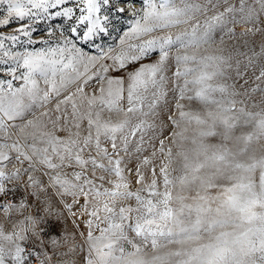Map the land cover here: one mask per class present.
<instances>
[{
	"label": "snow or ice",
	"instance_id": "1",
	"mask_svg": "<svg viewBox=\"0 0 264 264\" xmlns=\"http://www.w3.org/2000/svg\"><path fill=\"white\" fill-rule=\"evenodd\" d=\"M66 2L0 0V5H6L7 13L0 19V28L12 24L14 20H34L40 10L47 12L50 7ZM77 2L83 5L79 22L88 25L83 39L89 41L98 32L107 34L99 12L101 3L107 5L109 0ZM180 2L182 6H177L176 0H143L139 18L135 20L130 33H125V37L146 39L141 44L129 45L128 50L121 48L116 55H111L115 50L110 47L106 53L98 48L100 56H89L67 38L63 46L57 43L53 47L48 41H42L48 46L37 51L12 54L4 50L3 40L15 42L19 37L12 35L0 38V51L12 61L7 70L10 79L0 80V133H4L3 139L7 140L10 130L18 129L26 142L29 138L32 141L25 145H21L19 140L11 144L0 143V197L5 201L2 207L5 215H10L13 210L22 213L26 207L24 201L19 205L7 201L12 190L6 186V182L19 178V170L12 175L4 170V162L11 159L9 153L13 151L18 154L17 160L21 164L28 161L33 167L39 163L56 171L78 166L81 171L74 172L72 180L59 173L51 177L53 184L63 190L62 195L73 197V203H78L75 199L77 195L87 198L89 194H93L98 201L101 197H108L113 202L133 198L136 202L135 207L128 204L117 208L115 203L109 204L107 201L103 202L102 207L99 203L93 206L89 215L102 223L106 222L107 226L100 227L97 224L99 235L96 236L92 231L93 220L85 222L86 249L84 245L79 246L81 252L86 251L84 264H264V155L257 158L251 147L254 140L264 139V109L254 114L243 106L237 107L238 104L243 105L244 101L236 99L242 95L236 85L218 82V78L225 77L224 66L228 63L225 57L196 54L203 45L213 42L217 29L223 31L227 28L226 13H233L236 9L229 6L201 26L198 16L206 14L210 10L209 5L215 8L218 3H213V0H207L204 5L193 0ZM244 10L241 4L240 11ZM118 11L124 12L125 8L120 7ZM72 14V8L57 13L65 17H71ZM133 15L137 13L133 12ZM103 19L108 20V16ZM30 27L21 26L17 32L28 36L29 43H34ZM174 28L183 29L175 38L170 34L153 35L158 30L167 32ZM71 31L75 33L77 30L73 28ZM232 31L228 28L225 34ZM125 42V39L120 40L121 45ZM173 47L178 53L175 57V75L184 78L178 101H195L204 108L203 111L191 108L185 110L184 105L177 102L175 107L179 119L171 113L165 116L157 111L167 96L163 90L164 77L159 74L163 72ZM157 49L158 61L129 73L127 84L122 77L92 73L99 60L111 59L118 68L123 69L127 63L147 58L149 53H155ZM0 63L7 61L0 59ZM181 65L184 66L183 72L179 70ZM101 70L106 74L109 69L102 65ZM262 77L264 69L257 79ZM94 78H98L101 86L98 90L93 88L91 93H86L81 84L88 86ZM14 81L20 83L14 84ZM41 83L44 87H41ZM72 85L76 86V91L56 103L55 111L59 115L52 117L44 111L41 116H36L35 109L44 108L54 96L59 97ZM259 91L264 92V89ZM77 93L80 94L81 104L73 99ZM69 104L71 120L65 119L67 107L61 111V105ZM145 106L148 111H144ZM105 113L109 114V118L105 119ZM113 113L123 114L124 119L113 123ZM149 115L160 118L161 129L167 126L166 121L170 122L173 126L170 139L178 151L174 153L173 148L166 147L164 139H161L159 151L167 161L160 165L159 170L163 191L158 184L156 169L152 168L151 183L133 192L129 190V183L125 182L124 169L121 167L123 159H114L120 157L118 134L128 130L127 135L119 137L123 140V151L127 154L129 136L134 138L140 133V145L136 151H142L143 134L154 125L147 120L133 124L132 118ZM41 117H47V121ZM62 119H65L63 124L60 122ZM16 121L21 123L17 124ZM84 121L87 122V134L82 136ZM49 123L52 130H48ZM248 124L253 125L254 131L236 134L238 127ZM102 137L108 146H102ZM93 146L96 156L107 158L110 167L99 163L95 156L85 158V150ZM109 146L113 150L111 154ZM25 147L29 151H25ZM142 163L150 164L151 160L145 158ZM89 164L93 170L99 168L119 178L120 182L115 183L114 190L105 189L101 192L95 181L87 178ZM174 164L176 167H173ZM172 172L178 174L172 175ZM136 176L137 182L143 183L144 176L139 171ZM28 179L33 185L39 183L32 176ZM99 179L105 178L101 176ZM142 192L146 195H142ZM66 207L73 216L76 215L71 205ZM80 207L88 212L87 203ZM101 211L105 213L103 217L100 216ZM132 213H136L134 223ZM26 219L33 225L37 223L32 217ZM129 231L141 238V243L130 238ZM26 232L28 228L22 227L19 232L6 234L0 225V264H27L31 253L26 252L25 247L18 242L29 238ZM32 234L39 239L35 228ZM56 243L52 241L53 246ZM141 244H150V256L144 252ZM125 245H129L131 250ZM170 245L175 248H169ZM161 249L168 250L162 252ZM76 251L77 246L74 245L63 255L75 254ZM52 259V256L45 254L40 264H51ZM60 264L77 262L66 260Z\"/></svg>",
	"mask_w": 264,
	"mask_h": 264
},
{
	"label": "rangeland",
	"instance_id": "2",
	"mask_svg": "<svg viewBox=\"0 0 264 264\" xmlns=\"http://www.w3.org/2000/svg\"><path fill=\"white\" fill-rule=\"evenodd\" d=\"M194 3H200L202 5L207 3V0H193ZM143 0H109L107 5L101 3V8L99 16L103 25L107 28V34L98 32L93 39L85 41L83 35L87 32L88 25L86 23L82 24L79 22V16L81 15V5L77 0H67L64 4H57L55 7H50L47 12L40 10L37 17L34 20L26 21H13L12 24L0 28V38L10 37L12 35H17L19 38L13 42L10 39L3 40L4 50L15 54L16 52L24 51H37L48 45L41 43L42 41H48L53 47L57 43L63 46V41L65 38L73 40L78 48H81L89 56H100L101 51L107 52L108 48H113L115 51L111 55H116L119 53L121 48L125 50L129 49V45H138L144 42V39L139 40L135 38H126L125 33H130L135 20L139 18L140 8L142 6ZM213 3H218V6L211 8L204 14L199 15L198 19L201 26L204 25L206 20H209L212 16L224 12L229 6L236 9L233 13H226V19L228 20L227 28L223 31L217 29L214 33V40L212 43L203 45L197 50V55H213V56H223L227 59L228 63L224 66L225 77L218 78V82L225 83L227 85H236V89L242 93V95L236 97L237 100H243V105H237V107H245V110L251 113H260L264 109V92L259 91V89H264V77L257 79L260 76V72L264 69V7L262 3L264 0H213ZM177 6H182L180 0H176ZM241 4L244 5V12L240 11ZM124 7V12H119L118 9ZM65 8H72L73 14L71 17L58 16V12H62ZM133 12L137 15H133ZM87 15V12L84 13ZM7 15L6 5H0V19ZM104 16H108V20H104ZM30 25L31 40L34 43H29V37L17 32V29L21 26ZM186 27V26H185ZM75 28L77 31L73 33L71 30ZM231 28L233 31L229 34H225L227 29ZM183 29H171L170 31H157L153 35H172L175 38ZM51 33V35H49ZM150 38V37H149ZM223 38V42H221ZM125 39V44L121 45L120 40ZM101 49L98 51L97 49ZM159 49L155 53H149L147 58L141 59L138 62H129L126 64L125 68L120 69L118 65L114 64L111 59L99 60L96 63L95 68L92 69L93 74H103L110 77H122L125 79L127 84L128 74L137 70L143 65L154 64L158 61ZM178 55L175 47H173L169 60L164 65L163 72L159 76L164 77L163 90L167 93L164 100L161 101L159 109L165 116L171 113L174 118L179 119V112L175 105L177 102L184 105L185 110L189 108L194 110L203 111L202 105L195 101L182 100L178 101L179 88L184 84L183 77H177L175 75L177 71V64L175 57ZM0 59L6 60L7 63H0V80L7 81L10 77L7 75L8 66L12 64L9 57L3 56V52L0 51ZM108 66V73H102L101 66ZM181 72L184 71V66L179 67ZM23 71V69H21ZM239 73V75H238ZM19 75V72L17 73ZM158 76V78H159ZM247 81V83H245ZM19 81H14V84H19ZM241 85L243 87L241 88ZM85 88L86 93H91L92 89H99L101 84L98 78H94L89 81L88 86ZM41 87H44L41 83ZM76 91V86L72 85L66 92H62L59 97H53L51 102L47 104L44 108L35 109L36 116H41V113L47 111L50 116L55 117L59 115L55 111L56 103L62 100L65 96L72 94ZM97 91V95H98ZM219 95V94H217ZM77 104H81L80 94L77 93L74 97ZM151 99V96H149ZM67 107V117L65 119L71 120V104L65 106L61 105V111ZM144 111H148L147 106H145ZM105 119L109 118V114H104ZM28 118H32L29 116ZM41 119L47 121V117H41ZM65 119L60 122L65 123ZM123 114H111V120L113 123L123 120ZM139 120H147L149 124H153L154 127L144 132V140L142 144V151L137 152L136 149L140 145V133L133 138L129 136L128 141V151L127 154L123 151V140L122 135H127L128 130L125 129L123 134H118L117 145L120 151V157L123 163L121 167L124 169L125 182L129 183L130 191H137L142 187H146L151 183L152 180V168L156 169L158 184L162 188V178L159 176L160 165L166 163V159L163 154L159 151V142L164 139L166 147H172L175 153L178 149L172 144L170 139L173 126L170 122L166 121V127L161 129L159 127L160 118L156 115H149L147 117H133L132 123L136 124ZM17 124L21 123L16 121ZM70 126V125H69ZM194 127V126H193ZM48 130H52L51 123L48 124ZM87 122L84 121L81 127V134H87ZM254 131L252 124L243 125L238 127L236 134L241 133L247 134ZM10 137L7 140L3 139L4 133H0V143L11 144L17 140L20 141L21 145L31 144L32 141L29 138L27 142L22 138L18 129L10 130ZM163 133V134H161ZM190 134V133H189ZM65 135L66 134H61ZM102 146H108L105 142V138H101ZM252 149L257 158L264 155V139L254 140L252 143ZM25 151H29L27 147L24 148ZM112 149L109 146V153H112ZM153 152L156 153L153 156ZM9 155L11 159L4 162L6 167L4 170L7 174L12 175L17 170H19V178H14L10 183L6 182V186L12 191L9 194L7 201L8 203L19 205L21 201H24L26 207L21 212L13 210L10 215H5L2 207L5 203L4 199L0 197V225L3 226L5 233L10 234L13 231H20V228H28V232L25 233L29 237L26 241H18L21 243L22 247H25L26 252L31 253L28 255L27 264H40V261L45 258V254L52 256L53 259L51 264H60L61 261L74 260L77 264H84L86 260V251L81 252L79 250L80 245H84L85 237L87 235V228L85 222L87 220H93V233L98 236L99 231L96 227L99 224L100 227H106V222H100L95 218L91 217L89 213L96 204H102L107 201L109 204L115 203V206L119 208L120 206H127L131 204L133 207L136 206V202L133 199L124 201L122 199H117L113 202L108 197H101L99 201L94 197L93 194H89L87 198L83 195H77L76 201L78 203H73V197L68 195H62L63 190L59 188L58 185H54L51 177L57 175L67 177V179L72 180L73 173L81 171L78 166L73 165V167L60 168L56 171L50 170L46 165H41L39 163L35 166H30L28 161L23 164L17 160V153L15 151L10 152ZM89 155L95 156L99 163H104L106 167H110L107 158L102 156H96L94 146L91 149H86L84 156L88 158ZM148 158L151 160L150 164H143L142 161ZM58 163L59 161H54ZM173 167H176L174 164ZM139 171L141 175L144 176L143 183H138L136 172ZM172 175H177L178 173L172 172ZM29 176H32L39 183L33 185L29 181ZM103 176L105 179L100 180L99 177ZM87 178H91L95 181L96 187L103 192L105 189L112 191L114 190L115 183L120 182L119 178L113 173L105 172L102 169L96 168L92 169L91 164L88 165ZM87 191V186L85 187ZM123 191V189H121ZM146 195V193H141ZM82 202V203H81ZM88 204V212H84L80 205ZM66 205L72 206V212L76 215L73 216ZM105 213L100 212V216L103 217ZM132 222H135L136 213H132ZM26 217H32L37 221L35 225L29 222ZM127 223V222H125ZM33 228L39 233V239L32 234ZM127 231V229H126ZM80 233H84L83 236ZM130 238H134L137 243H141V238L135 237V234L128 232ZM55 240L57 243L53 246L52 241ZM77 246V251L75 254H70L68 256L63 255V253L68 252L69 248L72 246ZM86 249V245H84ZM126 248L131 250L129 245H125ZM142 249L149 256L152 254L150 244H141ZM169 248H175L174 245H170ZM168 249H161L162 252ZM39 257V259H37Z\"/></svg>",
	"mask_w": 264,
	"mask_h": 264
},
{
	"label": "built area",
	"instance_id": "3",
	"mask_svg": "<svg viewBox=\"0 0 264 264\" xmlns=\"http://www.w3.org/2000/svg\"><path fill=\"white\" fill-rule=\"evenodd\" d=\"M82 203V202H81Z\"/></svg>",
	"mask_w": 264,
	"mask_h": 264
}]
</instances>
